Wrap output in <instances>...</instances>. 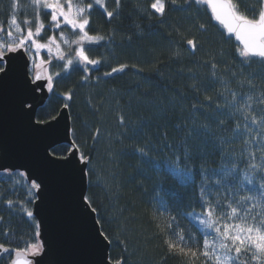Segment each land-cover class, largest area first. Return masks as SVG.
<instances>
[{"label": "snow or ice", "instance_id": "obj_1", "mask_svg": "<svg viewBox=\"0 0 264 264\" xmlns=\"http://www.w3.org/2000/svg\"><path fill=\"white\" fill-rule=\"evenodd\" d=\"M114 3L110 10L107 0H27L26 4L24 0H11L8 27L0 24V76L7 75L10 63L19 59L23 61L24 83L33 95L41 96L45 92L55 95L56 86L75 73L81 74L82 84L99 83L102 77L95 73L115 54H94L100 48L116 47L115 32L106 38L93 30L91 22L96 15L106 17L108 22L118 16L121 0ZM170 6L173 11L203 13L208 23H201L200 30L215 29L229 50L222 49L220 59L213 56L198 65L208 68L205 78L189 70L192 81L189 87L194 95L188 105L189 116L182 126L178 125L186 130L183 140L175 149L166 145L173 151V157L159 159L148 144L136 141L138 127H130L123 116L117 142L127 140L133 144L138 173L155 174L161 193H166L164 182L171 180L176 187L191 190L202 209L198 213L193 207L185 212L179 204H174L177 214L173 215L166 195L162 196L161 215L168 214L164 227L170 253L186 257L187 264H264V73L250 71L254 66L264 68V0H252L247 6H242L241 0H152L142 9V15L163 23ZM186 43L188 48L181 49L177 42L172 59L179 60L183 51L195 56L199 48L194 38ZM42 53L46 56L42 57ZM128 67V64L111 67L110 71H103V78L123 73ZM131 67L137 73L143 71L137 65ZM209 85L215 89L214 95L208 94ZM62 95L66 101L71 100L72 90ZM171 104L183 108L177 100ZM98 134L97 131L93 140ZM197 140L199 144L194 147L192 141ZM237 144L241 145L238 153L233 148ZM52 155L66 163L78 161L84 165L80 168L82 177L91 178V169L85 171L91 157L74 139L64 152ZM216 157L218 164L212 167ZM13 167L17 166L0 161V169L5 172ZM19 176L26 174L21 171ZM40 188L41 184L33 179L27 190L32 193ZM36 199L33 194L26 201L9 199L4 204L13 211L17 210L14 203L19 204V210L31 220L34 213L26 205L34 204ZM83 200L91 211H96L87 196ZM183 218L192 226L182 228L174 223ZM35 228V237L23 247L0 243V259L6 255L9 264H41L38 258L44 255V245L40 240V225L37 223ZM4 235H8L7 230ZM99 235L111 243L105 232Z\"/></svg>", "mask_w": 264, "mask_h": 264}, {"label": "trees", "instance_id": "obj_2", "mask_svg": "<svg viewBox=\"0 0 264 264\" xmlns=\"http://www.w3.org/2000/svg\"><path fill=\"white\" fill-rule=\"evenodd\" d=\"M107 2L110 10L115 7L114 0ZM151 2L121 0L120 14L110 22L102 15L93 17L91 24L95 32L104 34L106 38L115 32L116 47L100 48L94 54H115L99 73H95L102 77L101 81L82 84L81 74H73L56 86L55 95L48 94L45 104L37 111L36 121L47 122L65 108L64 104L69 105L66 109L71 130H74L70 134L71 140L74 139L91 157L92 162L86 171L91 169L93 174L91 178L86 176V196L96 209L94 213L99 229L111 241L108 260L116 264H187L186 257L170 253L167 248L165 241L168 233L164 226L168 214L161 215L164 212L161 198L166 195L169 211L173 215L177 214L174 204H179L185 212L192 211L193 207L198 213L202 209L196 204L191 190L176 187L171 180H167L164 182L166 193H161L155 174L138 173L137 159L132 155L133 144L127 140L117 142L119 122L123 116L130 127H138L136 141L141 145L148 144L157 158L173 157V151L166 145L175 149L183 140L186 130L178 128V125L182 126L189 116L188 105L194 95L189 87L192 83L189 70L201 79L205 78L208 68L198 65L213 56L220 59L221 50L227 52L229 46L222 43L215 29L200 30L201 23H208V17L203 13L173 11L170 6L161 23L158 18L142 15V9ZM250 3L252 0H241L242 6ZM10 4L11 0H0V24L5 28L10 19ZM28 14H31L30 10ZM19 19L22 21L24 15H19ZM189 38H194L198 45L199 51L195 56L183 51L179 60L172 59L177 42L181 49H187L186 40ZM119 64H128L129 67L123 73L103 78V71H110L111 67ZM131 65H137L143 71L137 73ZM250 71L264 73V68L254 66ZM69 89L72 90V98L66 101L62 93ZM208 94H215L211 85ZM203 98L200 95V99ZM173 100H177L183 108L173 106ZM97 131L98 137L93 140ZM192 143L195 147L199 141ZM240 147L239 144L233 145L237 153ZM65 149H68L66 145H60L52 149L51 154H59ZM218 161L219 157H216L211 166L216 167ZM28 186L29 183L19 176V172L0 173V217L3 218L0 220V243L6 246L23 247L25 242L35 237L36 220H29L19 210V204L14 203L16 211L4 204L9 199L23 202L33 194L35 196L33 190L28 193ZM26 206L32 211L33 203ZM174 223H179L182 228L192 226L187 218ZM5 230L8 231L7 236L4 235ZM200 243L202 245V237ZM0 264H9L6 255Z\"/></svg>", "mask_w": 264, "mask_h": 264}, {"label": "water", "instance_id": "obj_3", "mask_svg": "<svg viewBox=\"0 0 264 264\" xmlns=\"http://www.w3.org/2000/svg\"><path fill=\"white\" fill-rule=\"evenodd\" d=\"M22 64L19 59L11 62L8 74L0 76V161L17 166L7 172L23 171L28 183L34 179L41 184L39 191L33 190L38 199L32 208L44 245L38 259L41 264H116L108 260L110 245L99 235L96 214L84 204V165L51 154L71 141L68 110L62 108L51 120L38 123L36 114L48 93L30 92Z\"/></svg>", "mask_w": 264, "mask_h": 264}, {"label": "rangeland", "instance_id": "obj_4", "mask_svg": "<svg viewBox=\"0 0 264 264\" xmlns=\"http://www.w3.org/2000/svg\"><path fill=\"white\" fill-rule=\"evenodd\" d=\"M41 55H42V57H43V56H46V53H42Z\"/></svg>", "mask_w": 264, "mask_h": 264}]
</instances>
